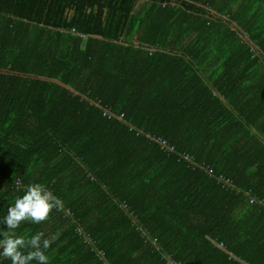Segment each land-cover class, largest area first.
Listing matches in <instances>:
<instances>
[{
  "label": "trees",
  "instance_id": "trees-1",
  "mask_svg": "<svg viewBox=\"0 0 264 264\" xmlns=\"http://www.w3.org/2000/svg\"><path fill=\"white\" fill-rule=\"evenodd\" d=\"M32 183L49 264H264V0H0V221Z\"/></svg>",
  "mask_w": 264,
  "mask_h": 264
},
{
  "label": "clouds",
  "instance_id": "clouds-1",
  "mask_svg": "<svg viewBox=\"0 0 264 264\" xmlns=\"http://www.w3.org/2000/svg\"><path fill=\"white\" fill-rule=\"evenodd\" d=\"M61 207V201L43 184L32 183L18 196L14 205L9 207L3 223L6 231L0 233V256L11 261V264H49L46 251L51 241L44 238L43 232H37L30 238L17 234V229L25 223L41 224L47 222L53 210Z\"/></svg>",
  "mask_w": 264,
  "mask_h": 264
},
{
  "label": "built area",
  "instance_id": "built-area-1",
  "mask_svg": "<svg viewBox=\"0 0 264 264\" xmlns=\"http://www.w3.org/2000/svg\"><path fill=\"white\" fill-rule=\"evenodd\" d=\"M163 147H166V143H162ZM227 185H229V183H226Z\"/></svg>",
  "mask_w": 264,
  "mask_h": 264
}]
</instances>
